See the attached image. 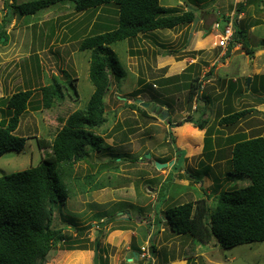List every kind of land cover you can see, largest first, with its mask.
Returning a JSON list of instances; mask_svg holds the SVG:
<instances>
[{
  "label": "rangeland",
  "instance_id": "1",
  "mask_svg": "<svg viewBox=\"0 0 264 264\" xmlns=\"http://www.w3.org/2000/svg\"><path fill=\"white\" fill-rule=\"evenodd\" d=\"M29 1L33 0H9L17 5ZM159 1L164 7H175L173 10L179 13L192 5L199 9V20L193 25L141 34L133 40L110 46L126 75L121 79L110 76L109 90L104 98V124L95 131L104 141L105 148L102 152H90L84 161L78 162L65 175V183L70 186L72 195L62 216L56 213L53 220L55 228H63L68 239L81 240L88 250L66 251L58 248L51 252L45 264H94L95 241L101 242L100 264H155L157 252L151 254L154 261L143 260L142 257L133 260L134 253L129 255L127 252L134 251V245L141 250L142 247H149L151 251V244L157 247L158 242L169 256L175 259L187 257L190 264H232L237 259L244 264H264V241L223 249L216 246L214 241L202 244L188 235L174 234L162 217L163 211L170 207L201 200L209 208V217L216 211L221 192L251 184L247 178L240 180L229 175L233 147L228 145L227 140L235 135L248 138L264 135V103L258 101L264 98V90L261 89L264 80L255 77L252 80V76H249V60L242 55V50L230 57L229 66L227 62L225 66L222 65L225 62H219L215 67L211 66L215 59L211 55H201L198 63L194 64L192 59L197 52L185 51L194 31L208 28L209 33H205L203 39L215 36L214 45L218 48L212 51L215 54L226 52L228 47L219 46L221 39L218 35L223 34L222 28L231 19L238 20L239 4L247 1ZM5 2L0 0V28L4 26L6 29V37L0 41V100L27 89L34 90L35 94L17 130L18 136L27 138L25 148L22 152L10 151L0 158V176L40 165L47 153L40 149L38 141L51 144L64 126L62 121L73 112L86 108L94 92L89 78L91 52L80 51V42L93 30L98 31V26L106 18L112 24H116L118 18L117 14L112 13L113 10L77 13L71 4H57L36 15L21 17L11 14ZM258 2L255 0L256 4ZM219 14H222L221 17H218ZM263 16H260L261 19ZM202 17L205 18L203 21ZM225 19H229L228 22ZM217 22L221 24L219 31L215 27ZM246 24L244 22V29H247ZM263 41V25L257 32L246 34L245 42L252 48L260 47ZM190 61L197 68L189 72ZM184 62L188 67L185 68L189 72L187 76L193 78L199 75L205 79L199 98L202 92H206V96L212 94L204 116L195 110L205 103L202 100L197 102L196 98L194 101L188 100L190 90L185 87L186 80L169 84L171 86L160 85L163 79L166 81L167 78L179 76L174 75L181 71L177 65L184 66ZM237 77L244 90L243 96L233 94L228 100L227 85ZM54 79L62 83L65 98L52 109H42L40 88ZM69 81L75 91L68 84ZM176 85L182 87L181 91H174ZM220 94L223 97L216 99ZM139 100L154 103L159 110L153 112L150 108H144ZM38 106L39 109L34 110ZM137 107L145 110L147 116ZM241 109L251 111L235 124H220L227 110L234 112ZM166 110L168 117L163 120ZM188 118L205 123V128L199 129L185 123ZM189 126L200 131L199 144L188 145L185 128L189 130ZM170 133L174 136V143ZM207 136L211 138L210 151L213 152L209 159L204 151ZM176 148L184 150L186 154L182 156ZM46 150L52 153L51 147ZM147 153L151 154V160L173 161L174 165L158 170L144 158ZM134 158H137L136 162ZM205 167L210 168L208 175L202 177L199 183L190 173L203 171ZM89 176L93 184L102 189L90 191ZM168 176H172L174 181L164 185L168 195L160 198L162 183ZM156 215L162 222L155 221ZM164 252L161 251L157 264H162L160 261H163ZM128 257L132 259L131 262Z\"/></svg>",
  "mask_w": 264,
  "mask_h": 264
},
{
  "label": "trees",
  "instance_id": "2",
  "mask_svg": "<svg viewBox=\"0 0 264 264\" xmlns=\"http://www.w3.org/2000/svg\"><path fill=\"white\" fill-rule=\"evenodd\" d=\"M246 1L239 4L236 14L238 20L235 21L234 26L236 33L228 45L224 56L226 58L231 57L233 49L240 44H242L241 49L248 55L252 56L255 53L244 42L245 20L244 18L240 20L239 15L251 5L259 8L264 1L259 0L257 4L255 0ZM57 4H71L77 13L91 14V11L98 9L107 12L113 10L112 13L117 14L118 18L116 24H112L107 18L106 21L102 19L103 23L98 26L100 29L93 30L80 42V51L91 52L89 78L94 92L86 108L73 112L62 121L64 126L51 144L38 141L40 149L47 153L40 165L0 176V264H45L51 252L58 248L66 251L88 250L81 240L68 239L63 228H55L53 220L56 213L62 216L63 209L72 195L70 186L65 183V175L71 172L78 162L84 161L90 152H102L105 148L104 141L95 131L104 124V98L109 90L110 76L121 79L126 75V71L110 46L133 40L141 34L173 30L182 25H193L198 17L195 8L179 13L173 10L175 7L162 6L159 0H33L19 5L15 2L10 3L9 0L5 2L11 14H18L21 17L36 15ZM228 20L225 19V22ZM7 21H5L6 24ZM3 37H6L4 26L0 28V41ZM195 68L197 65L192 64L188 71H193ZM189 72L184 71L179 76L167 78L166 81L163 79L160 85L171 86L169 84H179L176 82L186 80L185 87L190 90L188 100L194 101L195 98L197 102L202 100L205 105L197 106L195 111L199 112L200 116H204L206 104L210 102V99L212 100V94L206 96V92H202L199 98L205 79H201L199 75L193 78L187 76ZM257 78L264 80V76ZM68 84L74 88L70 81ZM227 87L228 100L233 94L243 96L244 90L240 81L230 82ZM181 89V86L176 85L174 91H181ZM261 89L264 90V83ZM40 91L42 93L41 108L45 110L52 109L65 98L62 83L57 79L40 88ZM34 94V90L27 89L17 91L8 98L1 97L3 99L0 100V111L3 119L0 120V158L10 151L24 150L27 138L18 136L17 130L21 117L30 109ZM222 97L223 95L220 94L216 99ZM38 109L39 106L34 110ZM137 109L146 115L145 110L139 107ZM250 111L249 109L234 112L227 110L226 115L221 117L220 124L226 126L235 124ZM185 123H191L199 129L205 128V123L201 124L199 120L193 118H188ZM170 124H173L172 120ZM185 133L189 146L200 143L199 130L189 126V130L185 128ZM170 137L174 143L172 133ZM227 143L233 147L229 159L231 169L229 175L240 180L247 178L251 184L244 188L221 192L218 196L216 211L209 217V208L204 200L173 206L162 214L174 234L188 235L202 244L214 241L216 246L223 249L264 241V135L259 134L251 138L235 135L229 137ZM49 147L52 150L51 154L46 150ZM211 149V138L207 136L204 151L208 159L213 155ZM176 151L182 156L186 153L178 148ZM136 161L137 158H134V162ZM157 161L166 162L158 159ZM209 169L205 167L203 171L188 172L200 183L202 177L208 175ZM88 179H90V191L102 189L99 185L93 184L92 177L89 176ZM172 181H174L173 177L168 176L165 183H162L163 192L159 194L160 198L168 195L164 185ZM202 189L204 191V188ZM159 218L156 215L155 221L160 223L162 221ZM100 246L101 242H99ZM133 247L139 258L138 255L142 253V250L136 245ZM156 250V246L151 244V254L154 255ZM166 259L168 262V256Z\"/></svg>",
  "mask_w": 264,
  "mask_h": 264
},
{
  "label": "crops",
  "instance_id": "3",
  "mask_svg": "<svg viewBox=\"0 0 264 264\" xmlns=\"http://www.w3.org/2000/svg\"><path fill=\"white\" fill-rule=\"evenodd\" d=\"M243 1V0H242ZM241 1V2H242ZM264 1V0H263ZM189 8H194V6L190 5L188 6ZM249 11H245L244 13L240 14L241 15V18L244 16V19H245V24H246V28L247 29H244V32L247 34V33H255L257 32V30L263 25L264 26V2L261 3V5L259 6L258 11L256 10V6L255 5H251L249 7ZM196 9V8H195ZM199 12V9H197V13ZM263 16V19H261L262 17L260 16ZM220 16V14L218 15ZM228 18V17H227ZM205 18L202 17V21L204 20ZM213 32V31H212ZM205 33H209V29L206 28L204 29L203 31H200V32H197V31H194V33L192 34L191 36V41L189 43V45H187L185 51L186 52H200V53H197L195 58L192 59V62L194 64L198 63V60L200 59L201 55H205L206 57L208 55H211V57L215 58L214 61L211 63V66L212 67H215V65L217 63H222V62H225L222 63L223 66H225L227 63V65L229 66V60L231 59L230 57L228 59H226L225 56V51H222L221 53L219 54H215L212 50L218 48L217 46H215V36H209L207 37L206 39H203V37H205ZM245 34V35H246ZM241 36V35H240ZM245 42V41H244ZM246 43V42H245ZM248 44V43H247ZM241 45H237L236 48L237 50H235V48L233 49L232 53H231V56H234V54L236 53V51H240L242 50L241 49ZM248 47L250 49H253L255 51V53L251 56V55H248L246 52H244V50H242V55H245V57H247V59L249 60V65H250V72H249V76H252V80H254L253 77H255V79L258 77V76H263L264 74V43H260V47L258 48H252L250 47V45L248 44ZM223 50V49H222ZM227 62V63H226ZM183 63V62H182ZM184 66L182 64L180 65H177V69H181V71L177 72L176 74L174 75H180L182 74L184 71H185V68L187 67V64L186 62H184ZM247 63V65H248ZM186 65V66H185ZM192 64H191V61L188 65V67H190ZM227 66V67H228ZM184 67V68H183ZM187 67V68H188ZM239 77L233 79L232 81H238ZM237 96V95H236ZM260 101V100H259ZM261 102V101H260ZM264 103V102H263ZM181 150V149H180ZM184 151V150H183ZM186 154V153H185ZM164 212V211H163ZM153 237V236H152ZM151 237V239H152ZM150 239V240H151ZM171 240V238H169ZM192 239V238H191ZM158 242V241H157ZM158 246L156 247V252H157V255L155 257V264L158 263V259L160 260L161 259V251L164 252V246H160V243L161 242H158ZM164 245V244H163ZM169 246V245H168ZM134 248V247H132ZM164 248V249H163ZM129 255L134 253V255H136L134 257L133 260H136L137 259V253L134 249V251L132 252H127ZM156 254V253H154ZM164 258H163V261L160 263L162 264H190V259H188L187 257H183V258H172L171 256L168 255V253L164 252ZM168 256V262H166V257ZM159 257V258H157ZM129 260L128 261H132V259L130 257H128ZM138 260V259H137ZM191 263H192V260H191Z\"/></svg>",
  "mask_w": 264,
  "mask_h": 264
},
{
  "label": "water",
  "instance_id": "4",
  "mask_svg": "<svg viewBox=\"0 0 264 264\" xmlns=\"http://www.w3.org/2000/svg\"><path fill=\"white\" fill-rule=\"evenodd\" d=\"M199 20V18L197 17L195 20V24L197 23V21ZM260 101L264 102V98H259ZM139 104H141L142 107L144 108H150L153 112H157L159 110V107L156 104H149V103H145L142 102L141 100L138 101ZM168 117V111L166 110L164 117H162L163 120H166V118ZM144 158L146 160H149V163L153 166H155L158 170H162L165 169L167 167H173L174 162H170V163H160L158 161L155 160H151V154L147 153L144 155ZM94 264H100V247H99V241H95L94 244ZM232 264H244L241 260L237 259L235 260Z\"/></svg>",
  "mask_w": 264,
  "mask_h": 264
},
{
  "label": "built area",
  "instance_id": "5",
  "mask_svg": "<svg viewBox=\"0 0 264 264\" xmlns=\"http://www.w3.org/2000/svg\"><path fill=\"white\" fill-rule=\"evenodd\" d=\"M241 18V16L239 15V19ZM235 20L231 19L230 22L228 23V25L223 29V34H220L218 36H220V42H219V46L223 47V48H227L228 45L230 44V42L232 41L235 33H236V29H235ZM215 27L218 29H221V24L219 22L216 23ZM219 31V30H218ZM139 258L142 257L143 260H147V261H154V258L151 255V251L149 249V247H142V253L138 255Z\"/></svg>",
  "mask_w": 264,
  "mask_h": 264
},
{
  "label": "clouds",
  "instance_id": "6",
  "mask_svg": "<svg viewBox=\"0 0 264 264\" xmlns=\"http://www.w3.org/2000/svg\"><path fill=\"white\" fill-rule=\"evenodd\" d=\"M138 259V258H137Z\"/></svg>",
  "mask_w": 264,
  "mask_h": 264
}]
</instances>
